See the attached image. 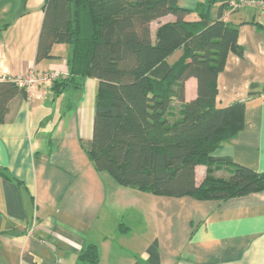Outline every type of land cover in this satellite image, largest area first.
<instances>
[{
  "label": "crops",
  "instance_id": "obj_1",
  "mask_svg": "<svg viewBox=\"0 0 264 264\" xmlns=\"http://www.w3.org/2000/svg\"><path fill=\"white\" fill-rule=\"evenodd\" d=\"M203 2L179 0L191 11L187 21L201 19ZM45 3L0 0V80L32 68L69 78L70 45H54L56 59L37 62ZM219 8L217 3L203 12L214 21ZM227 11L223 20L239 28L245 53L229 55L216 104L246 102L245 126L214 157L264 174V95L249 97L252 84L260 86L256 92L264 84V21L250 9ZM174 21L169 15L153 22V33ZM175 55L172 63L182 51ZM78 82L79 87H53L41 100L18 95L0 124V264H90L79 258L90 245L98 248L99 264H136L148 258L154 241L161 264H264V191L198 200L120 186L95 168L88 153L98 80ZM184 86L185 100H195L197 80ZM206 172L205 165L197 166L198 184Z\"/></svg>",
  "mask_w": 264,
  "mask_h": 264
},
{
  "label": "trees",
  "instance_id": "obj_2",
  "mask_svg": "<svg viewBox=\"0 0 264 264\" xmlns=\"http://www.w3.org/2000/svg\"><path fill=\"white\" fill-rule=\"evenodd\" d=\"M229 2L204 0L201 19L190 22L191 11L179 0H46L37 62L56 59L54 45H70L69 78L56 81L54 89L98 80L88 153L99 172L122 187L165 197L227 200L264 191L263 173L214 157L245 126L246 102L216 104L218 77L229 55L245 53L239 28L222 18ZM217 3L219 17L211 21L203 9ZM169 15L175 21L153 33L152 23ZM190 78L197 80L198 96L187 102L184 85ZM257 89L252 84L249 97L264 95V84ZM26 94L14 82L0 80V124L10 102ZM199 165L207 167L200 184ZM147 254L136 264H161L157 241ZM79 258L99 264L97 246L84 247Z\"/></svg>",
  "mask_w": 264,
  "mask_h": 264
},
{
  "label": "built area",
  "instance_id": "obj_3",
  "mask_svg": "<svg viewBox=\"0 0 264 264\" xmlns=\"http://www.w3.org/2000/svg\"><path fill=\"white\" fill-rule=\"evenodd\" d=\"M229 7L227 13L242 9L256 11L258 17L264 21V0H230ZM61 77L62 74L57 71L39 72L32 68L25 74L15 77H4L2 80L12 81L20 88L25 89L30 100H41L47 98L49 91L53 89L55 82ZM56 264L63 263L58 262Z\"/></svg>",
  "mask_w": 264,
  "mask_h": 264
},
{
  "label": "rangeland",
  "instance_id": "obj_4",
  "mask_svg": "<svg viewBox=\"0 0 264 264\" xmlns=\"http://www.w3.org/2000/svg\"><path fill=\"white\" fill-rule=\"evenodd\" d=\"M254 12L256 13V11H254ZM256 14H257V13H256ZM226 22H227V21H226ZM176 56H177V55H175L174 59L176 58ZM174 59H173V60H174ZM171 62H172V61H171ZM61 74H62V73H61ZM62 77H63V74H62ZM62 77L60 78L61 80L64 79V78H62ZM94 119H95V118H94Z\"/></svg>",
  "mask_w": 264,
  "mask_h": 264
}]
</instances>
